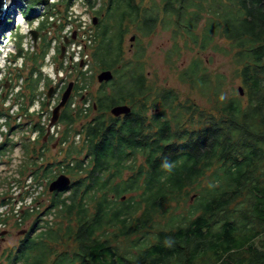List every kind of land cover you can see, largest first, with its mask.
<instances>
[{"label": "trees", "instance_id": "obj_1", "mask_svg": "<svg viewBox=\"0 0 264 264\" xmlns=\"http://www.w3.org/2000/svg\"><path fill=\"white\" fill-rule=\"evenodd\" d=\"M28 1L31 8L40 3ZM75 1L61 0L64 11L57 12L66 18ZM97 1L86 3L95 9ZM96 12L104 15L89 35L97 43L91 56L114 77L100 83L89 107L73 106L72 97L61 110L62 158L41 160L46 142H21L25 158L14 179L21 200L32 196L36 204L19 211L23 223L34 219L0 264H264V0H104ZM130 25L138 42L161 26L186 47L231 55L244 95L224 90L226 75L197 56L178 70V80L213 97L214 107L181 100L175 87L148 76L142 49L124 58ZM50 47L45 42L41 60ZM79 71L76 91L87 85L88 71ZM46 77L35 62L22 98L29 104L20 108L26 116ZM120 104L131 112L113 115ZM0 115L11 132L12 114ZM32 129L44 139L45 126ZM19 143L0 142V157ZM61 173L71 184L45 190L50 200L40 202L39 187ZM4 215L0 223L8 221Z\"/></svg>", "mask_w": 264, "mask_h": 264}, {"label": "rangeland", "instance_id": "obj_2", "mask_svg": "<svg viewBox=\"0 0 264 264\" xmlns=\"http://www.w3.org/2000/svg\"><path fill=\"white\" fill-rule=\"evenodd\" d=\"M60 1L40 0V3H36L31 8L28 0H11L8 7L12 6V10L5 15L4 18L6 20L4 22L0 20V112L4 111L12 114L9 119L14 127L9 132V126L4 125L7 116L0 115V142L5 140L9 144L11 142H20L3 157H0V202L4 198L8 199L10 197L14 198L15 201L14 204L0 205V213L5 214L4 217H9L6 223H0V230L7 231L0 238V247L3 250V252L0 251V263L5 259L6 252L10 248L13 249V247L17 246L19 237L22 235L19 232L29 229L34 219V216H32L23 223L21 220L22 213L19 211L27 208L32 211V207L36 204L32 196L28 197L26 201L21 200L19 181L14 179L18 176V166L25 158L22 145H20L21 142L30 139L32 142H37V148H40L42 143L46 142L48 146L41 160L43 157L47 159L56 156L62 158L64 156L63 150L66 149L67 145L60 143L64 130V125L59 122L60 119L50 127L48 133L53 110L60 102L68 83L70 81L75 83V80L80 76L79 69L88 71V78L86 88L72 92L71 98L73 97L75 104L80 102L81 94H87L89 98L93 99L101 85L98 81V74L106 70L95 65L91 52L96 48L97 43H94V39L90 40V36L92 34L94 36L97 30L95 26L98 24L94 20L101 17L96 11L104 3V0H98L95 9L90 8L86 0H83L84 2L76 0L69 10V14H66L67 20L63 18L62 12H57L58 10L64 11L63 4H59ZM148 1L146 0V2ZM51 3L58 4L55 8H51ZM20 15L23 16L24 21L20 20ZM68 20L70 21L68 22ZM64 23L67 24L63 26ZM31 30L38 31L37 41L34 40ZM71 33L72 35L75 34V38L69 37ZM137 34L136 29L130 25L123 42L124 58L129 59L138 50L142 49L144 51L143 62L148 76L157 81L159 85L175 87L180 94L181 100L185 101L190 98L206 110L214 107L213 97L204 96L189 84L181 83L178 80V70L185 67L197 56L202 58L204 64L212 73L220 72L226 75L224 90L232 92L235 89L239 90L241 87V79L236 74L237 65L232 61L231 55L228 56L210 48L199 50L198 46L194 47L191 44L186 47L183 37H177V40L173 39L172 28L159 26L154 33L143 37L139 42L136 39ZM132 36H135V39L132 40ZM67 37L70 40L66 43V51L69 44L76 42L77 45H80L77 48V52L83 48V52L88 55L87 59L82 61V65L80 62V67H76L77 60H81L79 59V53H76L75 57L70 59L65 51L61 57L59 49H61ZM49 41H51V47L46 57L41 60L39 55L44 48L45 42ZM176 41L178 42L179 50L175 48ZM219 43H224L223 39H220ZM72 47L73 43L69 47L70 51H72ZM169 51L173 54L172 62L167 59L166 53ZM20 53L22 55L19 57ZM35 62L41 66L43 76H47L52 81L49 82L47 77L41 80L36 101L29 107V112H33V114L32 116H26L28 113L23 112L20 108L29 104V99L22 98L28 93L26 78ZM19 73L23 75L20 80H18L17 76ZM33 76L36 77L35 74ZM51 87L53 90L49 96ZM108 87L109 89L111 88V86ZM20 123L23 124L17 126ZM35 124L45 126L46 132L43 140V137L40 138L39 131L32 129ZM75 127L79 128L78 122ZM77 138L78 135L76 140ZM53 145L55 146L53 147ZM30 178L27 179L28 184L31 183ZM49 184L50 182L44 181V185L39 187L38 192H45V190L49 192ZM49 200V193H43L40 202L48 203ZM14 205L13 212L11 208ZM17 220L21 223L18 226L16 224Z\"/></svg>", "mask_w": 264, "mask_h": 264}, {"label": "water", "instance_id": "obj_3", "mask_svg": "<svg viewBox=\"0 0 264 264\" xmlns=\"http://www.w3.org/2000/svg\"><path fill=\"white\" fill-rule=\"evenodd\" d=\"M7 1L8 0H0V20H2V22H4L6 20L5 15L9 14L10 12L6 11L7 9ZM95 23L97 21V18H95ZM1 22V23H2ZM31 34L34 38L35 41H37V37H38V31L37 30H31ZM72 38H75V34L72 36ZM132 40L135 39V36H132L131 38ZM69 38L67 37L65 39V43L62 44L61 46V57L64 55L65 51H66V43L69 42ZM82 64V63H81ZM114 77V73L111 69H106L101 71L98 74V81L100 83H103L105 81H109L111 79H113ZM74 88V81H70L66 87V89L64 90L63 94H62V98L60 100V102L55 106L53 113H52V117H51V122L48 126V133L50 131V127L57 122L60 119V115H61V110L66 106V104L68 103V101L70 100L72 91ZM53 88L51 87L49 90V96L52 93ZM241 94H244L243 88L242 86L239 88ZM131 112V107L128 104H120V105H115L112 107L111 109V113L115 116H120L123 114H128ZM48 135V134H46ZM47 137V136H46ZM72 182V178L70 175L66 174V173H61L59 174L54 180H52L49 184V191L50 192H54L57 190H62L67 188ZM27 229H24L22 231L19 232V234H24L26 233ZM7 231H2L0 232V236L6 234Z\"/></svg>", "mask_w": 264, "mask_h": 264}, {"label": "built area", "instance_id": "obj_4", "mask_svg": "<svg viewBox=\"0 0 264 264\" xmlns=\"http://www.w3.org/2000/svg\"><path fill=\"white\" fill-rule=\"evenodd\" d=\"M78 1V0H77ZM80 2H82L83 0H79ZM84 2V1H83ZM73 43V47L71 48L72 49V51H70V46H71V44ZM71 44H69L67 47H68V50L66 51V54H68L69 55V58L70 59H72L73 57H75L74 55H76V53H79V59H81L80 61L79 60H77V62L79 61V62H81L82 63V61H84V60H86L87 59V57H88V55L87 54H85V52H83V48H81V50L79 51V52H77V48H78V46H80V45H77L76 44V42H72ZM85 54V55H84ZM31 179V178H30Z\"/></svg>", "mask_w": 264, "mask_h": 264}, {"label": "flooded vegetation", "instance_id": "obj_5", "mask_svg": "<svg viewBox=\"0 0 264 264\" xmlns=\"http://www.w3.org/2000/svg\"><path fill=\"white\" fill-rule=\"evenodd\" d=\"M103 15H104V14H102L101 17H99V18L101 19V18L103 17ZM99 18H98L97 21H96L97 24H100V23H99ZM82 63H83V62H82ZM81 65H82V64H81ZM73 91H76V90H75V84H74ZM73 91H72V92H73ZM79 91H80V90H79ZM71 95H72V94H71ZM86 95H87V94H84V95L81 96L80 102H79L78 104L85 105V107H89V106L91 105L92 100L89 98V99H88V103L83 102V101L85 100ZM87 96H88V95H87ZM70 99H71V97H70ZM68 102H69V101H68ZM78 104L73 103V106H76V105H78ZM66 105H67V104H66ZM88 105H89V106H88ZM93 106H94V108H96L95 105H93ZM120 116H122V115H120ZM81 136H82V134L80 133V134L78 135L77 141H80ZM48 139H49V138H48ZM47 141H48V140H47ZM54 146H55V145H53V147H54ZM1 231H2V230H0V232H1ZM1 237H2V236H0V238H1ZM0 251L3 252V250H2L1 247H0Z\"/></svg>", "mask_w": 264, "mask_h": 264}, {"label": "bare ground", "instance_id": "obj_6", "mask_svg": "<svg viewBox=\"0 0 264 264\" xmlns=\"http://www.w3.org/2000/svg\"><path fill=\"white\" fill-rule=\"evenodd\" d=\"M10 3H11V0H8L7 1V9H6V11H8V12L12 10V6L8 7L10 5ZM20 16H21L20 20L24 21L23 16L22 15H20Z\"/></svg>", "mask_w": 264, "mask_h": 264}, {"label": "clouds", "instance_id": "obj_7", "mask_svg": "<svg viewBox=\"0 0 264 264\" xmlns=\"http://www.w3.org/2000/svg\"><path fill=\"white\" fill-rule=\"evenodd\" d=\"M169 170L171 169V165H165Z\"/></svg>", "mask_w": 264, "mask_h": 264}]
</instances>
